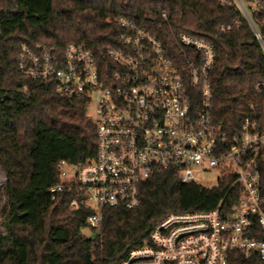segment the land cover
<instances>
[{
    "label": "trees",
    "instance_id": "trees-1",
    "mask_svg": "<svg viewBox=\"0 0 264 264\" xmlns=\"http://www.w3.org/2000/svg\"><path fill=\"white\" fill-rule=\"evenodd\" d=\"M225 1L0 0V168L6 176L0 264H121L168 216L219 205L228 186L210 190L167 171L144 184L138 207L104 210L100 230L86 237L91 211L72 209L68 193L53 200L50 190L60 183L61 161L80 165L96 156L87 104L22 76L18 61L23 45L63 51L82 44L109 75L113 63L107 49L118 44L121 29L107 21L116 18L144 28L178 65L185 59L178 42L182 35L204 40L217 56L211 74L213 117L230 135L247 119L264 120V49L235 0ZM223 27L233 28L222 32ZM261 194L264 208V166ZM233 261L264 264L257 255Z\"/></svg>",
    "mask_w": 264,
    "mask_h": 264
},
{
    "label": "built area",
    "instance_id": "built-area-1",
    "mask_svg": "<svg viewBox=\"0 0 264 264\" xmlns=\"http://www.w3.org/2000/svg\"><path fill=\"white\" fill-rule=\"evenodd\" d=\"M235 3L264 49V0ZM107 22L121 29L118 44L107 49L109 75L82 44L20 50L22 76L54 87L59 97L82 99L93 110L88 118L96 129V156L80 165L61 161L52 199L70 194L72 209L91 211L87 230L98 231L104 210L138 207L144 184L164 172L210 190L228 186L214 210L168 216L121 264H234L236 256L255 255L264 262V120L247 119L230 135L214 120L217 56L208 42L182 35L185 59L178 65L144 28L124 18Z\"/></svg>",
    "mask_w": 264,
    "mask_h": 264
},
{
    "label": "rangeland",
    "instance_id": "rangeland-1",
    "mask_svg": "<svg viewBox=\"0 0 264 264\" xmlns=\"http://www.w3.org/2000/svg\"><path fill=\"white\" fill-rule=\"evenodd\" d=\"M93 114V110L92 109H89L88 111V115L91 116ZM76 170L75 169H72L71 170V174L74 173ZM3 175L4 178L2 180V182L0 183V210L3 208L4 204H5V198L3 197L2 195V192H3V188L6 184V176L5 174L3 173V171L1 170L0 168V176ZM207 183L211 184L213 182V178H207ZM0 231H3V226H2V220L0 218ZM83 234L86 236V237H90L92 234H91V230H85L83 232Z\"/></svg>",
    "mask_w": 264,
    "mask_h": 264
},
{
    "label": "bare ground",
    "instance_id": "bare-ground-1",
    "mask_svg": "<svg viewBox=\"0 0 264 264\" xmlns=\"http://www.w3.org/2000/svg\"><path fill=\"white\" fill-rule=\"evenodd\" d=\"M3 178H4V176L1 175V176H0V183L2 182Z\"/></svg>",
    "mask_w": 264,
    "mask_h": 264
}]
</instances>
